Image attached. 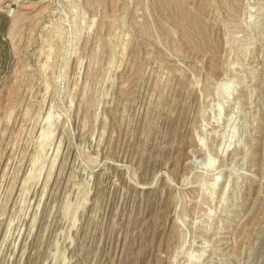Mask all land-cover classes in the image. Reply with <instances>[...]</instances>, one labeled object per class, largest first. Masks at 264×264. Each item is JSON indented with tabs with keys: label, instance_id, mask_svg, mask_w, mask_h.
<instances>
[{
	"label": "rangeland",
	"instance_id": "374dc122",
	"mask_svg": "<svg viewBox=\"0 0 264 264\" xmlns=\"http://www.w3.org/2000/svg\"><path fill=\"white\" fill-rule=\"evenodd\" d=\"M0 264H264V0H0Z\"/></svg>",
	"mask_w": 264,
	"mask_h": 264
},
{
	"label": "water",
	"instance_id": "95a60500",
	"mask_svg": "<svg viewBox=\"0 0 264 264\" xmlns=\"http://www.w3.org/2000/svg\"><path fill=\"white\" fill-rule=\"evenodd\" d=\"M14 8H15V4H11L10 9H14Z\"/></svg>",
	"mask_w": 264,
	"mask_h": 264
}]
</instances>
